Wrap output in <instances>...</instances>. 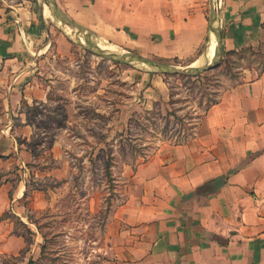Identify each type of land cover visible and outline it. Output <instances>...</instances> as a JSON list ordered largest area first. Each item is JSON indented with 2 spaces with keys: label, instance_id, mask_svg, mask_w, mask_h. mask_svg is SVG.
I'll list each match as a JSON object with an SVG mask.
<instances>
[{
  "label": "crops",
  "instance_id": "0c3cea01",
  "mask_svg": "<svg viewBox=\"0 0 264 264\" xmlns=\"http://www.w3.org/2000/svg\"><path fill=\"white\" fill-rule=\"evenodd\" d=\"M55 1L95 36L146 58L193 66L207 64L213 54L207 0ZM27 3L0 5L7 131L14 127L20 83L32 72L28 58L36 35L46 30V20ZM216 15L224 53L264 44V0H216ZM243 73L220 92L186 141L122 171L125 198L108 215V257L97 264H264V72L252 79ZM139 81L150 93L164 87L163 76L152 72L141 73ZM7 140L0 150V256L25 251V264L41 259L44 237L36 215L52 208L54 192L43 185L59 174L64 179L57 166L62 156L51 154L58 142L45 143L36 157L13 136ZM4 214L19 220L31 239Z\"/></svg>",
  "mask_w": 264,
  "mask_h": 264
},
{
  "label": "rangeland",
  "instance_id": "374dc122",
  "mask_svg": "<svg viewBox=\"0 0 264 264\" xmlns=\"http://www.w3.org/2000/svg\"><path fill=\"white\" fill-rule=\"evenodd\" d=\"M25 1L46 20V30L42 28L36 35L33 60L28 58L32 72L20 83V96L11 116L14 127L8 131L3 128L9 119L1 114L0 99V150L8 145L10 135L36 157L44 154L45 143L58 142L60 145L51 154L62 156L57 166L64 173V179L59 174L43 185L54 195L52 208L36 215L44 237L42 256L25 264H97L108 257V215L125 198V183L119 180L122 171L131 172L164 146L186 141L196 122L230 81L238 80L244 71L243 77L252 79L263 69L264 44L222 56L225 64L195 77L152 72L163 76L164 87L150 93L149 84L139 81L141 73L150 72L147 67L118 64L92 54L86 44L78 41L81 35L51 13H43L42 0ZM21 3L22 0L0 1L4 6ZM206 8L209 18L208 0ZM92 40L115 54H137L122 42L97 36ZM98 52L114 57L106 49ZM150 59L188 67L172 59ZM5 218L13 219L15 226L31 239L19 220L10 214H4L2 219ZM23 258L25 251L0 256V264H24Z\"/></svg>",
  "mask_w": 264,
  "mask_h": 264
},
{
  "label": "water",
  "instance_id": "95a60500",
  "mask_svg": "<svg viewBox=\"0 0 264 264\" xmlns=\"http://www.w3.org/2000/svg\"><path fill=\"white\" fill-rule=\"evenodd\" d=\"M49 9L52 17L62 23L63 25L75 30L78 35L82 36V39L87 44L86 48L92 54L105 58L107 60H111L118 64H140L147 67L148 71L156 72L161 74H167L171 76H180V77H195L201 73L211 71L221 64V59L223 56L222 49V40L220 30L217 27V15H216V0H208L209 5V31L214 36L216 41V48L211 59V62L200 65L198 67L188 66L185 68H181L175 65H171L164 62L155 61L150 58H146L139 54H135L132 52H122L120 54H116L117 57H111L101 52H98L95 49V43L92 40V37L95 36L89 29L77 23L73 19L69 18L64 12H62L55 0H42ZM98 37V36H97ZM99 38V37H98ZM101 39V38H100Z\"/></svg>",
  "mask_w": 264,
  "mask_h": 264
},
{
  "label": "bare ground",
  "instance_id": "6f19581e",
  "mask_svg": "<svg viewBox=\"0 0 264 264\" xmlns=\"http://www.w3.org/2000/svg\"><path fill=\"white\" fill-rule=\"evenodd\" d=\"M43 3V2H42ZM43 13L44 14H46V15H49L50 14V9H49V7L45 4V3H43ZM72 31V30H71ZM73 34V33H72ZM67 35V34H66ZM70 38H72L73 39V37H70ZM75 40V39H74ZM76 41V40H75ZM74 41V42H75ZM78 41L81 43V44H86L85 43V41L82 39V38H80L79 37V39H78ZM95 43V49L96 50H98V51H104V49H106V50H108V51H110V52H112L113 53V51H111L110 49H108L107 47H105V46H103L102 44H99V43H96V42H94ZM83 44V45H84ZM82 45V46H83ZM86 46H87V44H86ZM86 48V47H85ZM212 48H213V51H212ZM215 48H216V41L214 40L213 42H212V45H211V51H210V54H214V52H215ZM213 54L211 55V57H210V59H209V62H211V59H212V57H213ZM113 55H114V57L116 58L117 57V55L115 54V53H113ZM206 60H208V59H206ZM208 62V61H207ZM208 62V63H209Z\"/></svg>",
  "mask_w": 264,
  "mask_h": 264
},
{
  "label": "trees",
  "instance_id": "16d2710c",
  "mask_svg": "<svg viewBox=\"0 0 264 264\" xmlns=\"http://www.w3.org/2000/svg\"><path fill=\"white\" fill-rule=\"evenodd\" d=\"M251 50V49H250ZM246 50H244L243 52H245ZM242 52V51H241ZM238 52H234V51H231V52H225V53H223V56H225V55H233V54H237ZM224 59L225 58H222V61H224ZM226 62H221V65H223V64H225ZM262 72H264V67H263V69H260L259 70V72H258V76H260L261 75V73Z\"/></svg>",
  "mask_w": 264,
  "mask_h": 264
}]
</instances>
